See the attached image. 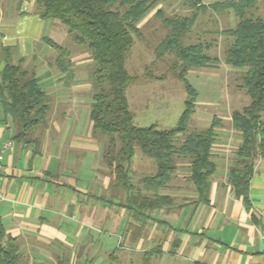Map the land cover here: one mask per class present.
<instances>
[{
    "label": "crops",
    "instance_id": "1",
    "mask_svg": "<svg viewBox=\"0 0 264 264\" xmlns=\"http://www.w3.org/2000/svg\"><path fill=\"white\" fill-rule=\"evenodd\" d=\"M34 1L0 0V73L7 57L13 62L25 57V66L34 70L50 99L49 120L36 132L37 150L34 143L12 139L14 126L0 105V145L12 143L0 161V190L5 195L0 200V220L6 232L19 239L30 264H100L97 254L101 252L138 247L142 252L161 249L152 255L159 257L158 264H167L169 258L162 257L176 255L180 248L189 250L192 264H264V158L254 162L250 202L245 205L227 182L241 137L237 133L232 146L219 126L212 147L216 170L209 203L194 202L196 192L187 182L189 171L181 174L178 168L170 187L160 191L172 197L170 205L141 212L124 206L127 192L117 187L103 161L106 137L94 135L92 122L88 123L90 100L86 115L82 110L87 101L80 92L90 95L91 83H81L72 68L57 67L56 52L44 40L50 37L43 32L46 20L36 13ZM69 72L73 74L70 79ZM229 123L234 131L231 116ZM154 163L134 154L129 169L137 178L132 177V183L138 185L140 171L154 174ZM162 223L170 226L169 238L164 247L154 246L155 233L164 231ZM94 231L107 235L102 234L105 238L100 241ZM177 231L183 236L173 237ZM108 235L117 238L114 248H106ZM124 236L132 244L137 242L136 248L124 244Z\"/></svg>",
    "mask_w": 264,
    "mask_h": 264
},
{
    "label": "trees",
    "instance_id": "2",
    "mask_svg": "<svg viewBox=\"0 0 264 264\" xmlns=\"http://www.w3.org/2000/svg\"><path fill=\"white\" fill-rule=\"evenodd\" d=\"M181 1L191 9L189 15H166L161 6L157 7L160 0L34 1L41 19L58 20L67 27L76 44L89 50L93 62L89 110L93 133L106 137L103 161L117 187L127 192V200L122 204L137 212L172 203V197L160 191L170 187L179 160H185L188 165L187 180L196 192L194 202L209 203L211 177L216 170L212 147L221 121L214 114L207 127L188 132L198 92L187 81L186 74L191 68H217L220 59L208 54L209 43H183L200 13L232 10L236 18L234 26L220 28L218 33L231 38L223 61L239 71L238 85L249 96L248 103L230 115L231 127L241 141L227 170V182L245 205L250 202L248 189L254 162L258 157L264 158V17L254 14L259 0ZM154 9L153 14L167 28L154 48L155 55L157 58L166 54L173 56L170 70L184 83L186 92L184 108L176 124L168 128L136 125L126 96L127 86L139 78L128 72L126 58L134 38L144 37L139 23ZM208 33L217 34V31ZM44 40L57 52V67L70 69L69 50L50 37ZM24 63L25 57L15 62L8 57L5 60L0 73V105L14 126L12 139L22 144L34 143L37 150L40 138L36 132L47 122L50 99L34 70ZM72 76L69 72L67 78ZM136 148L156 165L155 173L141 177L138 185L132 183L129 169ZM157 252L161 249L143 252L142 264H149V257ZM0 264H29V255L21 249L19 239L6 232L1 220Z\"/></svg>",
    "mask_w": 264,
    "mask_h": 264
},
{
    "label": "rangeland",
    "instance_id": "3",
    "mask_svg": "<svg viewBox=\"0 0 264 264\" xmlns=\"http://www.w3.org/2000/svg\"><path fill=\"white\" fill-rule=\"evenodd\" d=\"M214 1L224 0H205L207 3ZM159 6H161L166 15L184 16L191 13V9L185 6L181 0H160L157 7ZM258 6L254 14L264 17V0H259ZM154 11L155 9L150 11L139 23V26L142 27L141 29L144 37L140 39L138 37L134 38V43L126 58L125 66L128 72L130 74L139 75L138 79L132 81L127 86L126 96L129 108L134 114L133 121L136 125L147 126L155 124L158 128H168L176 124L184 108L186 92L184 83L175 77L170 70V63L173 60V56L171 54H166L161 58H157L155 55L154 48L167 32V28L162 25L161 19L153 14ZM235 21L236 18L232 10L230 12L221 13H214L208 10L205 13L199 14L195 24L183 39L184 44L197 41L209 43L207 49L208 54L220 59L217 68H191L186 74L187 81L198 92L188 132L192 130H201L207 127L212 115L215 114L218 117H222V119L220 118V121L222 120V122H220L222 129H220V131L228 134L230 140L227 143L230 142L232 146H235L238 134L236 131H232L228 128L230 125V113L234 109H238V107L240 109L242 104L248 103L249 96L238 85L239 80L237 76L239 71L226 65L223 61L224 50L227 48L231 38L219 34L218 31L220 28L232 26ZM210 30H212V32L217 31V34H209L208 32ZM43 32L44 35L52 37L53 40L69 50L70 68H72L76 74L74 77L85 85L91 83L90 73L93 69V62L89 50L83 45L76 44L68 33L67 27L58 20L47 19ZM27 68L29 69L30 65H28ZM90 88V92H87L90 93V95L85 94V92H80L82 97L85 98L84 100L87 101H85L86 104L82 108L85 115L89 108L88 101L90 100L91 102L92 86H90ZM87 119L88 123H91L89 116H87ZM47 120H49V112ZM40 129L41 127L38 131H40ZM104 141H106V138ZM137 155H141L154 163L152 158L143 155L138 148H136L135 157ZM179 161H181L178 166L179 170H181V174H184L183 171H189L186 161ZM139 174L142 177L150 173L148 171H140ZM132 177L136 179L137 175L135 174ZM187 182L189 183V181ZM135 222L138 224L139 221ZM140 223L141 221L139 225H141ZM160 225L164 231L155 233L153 242L154 246L162 245V247H164L165 239L169 238L170 226L164 223ZM94 233H96L97 238L99 236L101 237L100 241H103L105 238L101 236L102 234L107 235L106 233L101 234L97 231H94ZM180 234L181 231H177L173 234V237L183 236V234ZM190 237L192 238L191 234L189 235V238ZM116 240V237L108 235L106 243L109 245L106 248H114L116 246ZM124 240L126 241L124 244H132L128 236H124ZM124 240L122 239V241ZM136 244L137 242L132 244L133 248ZM139 244L144 247L146 246L144 242H140ZM148 246V248L153 247L150 245ZM188 254L190 253L187 248H180L176 251V255L166 254L162 259L169 258V264H192V260L188 259ZM97 259L100 264H142L143 252L139 247L138 250L132 249L126 250L125 252H101L97 254ZM158 259L159 257L150 256L149 264H158ZM30 263L29 260V264ZM66 264L79 263H73L72 261ZM90 264H93V262Z\"/></svg>",
    "mask_w": 264,
    "mask_h": 264
},
{
    "label": "built area",
    "instance_id": "4",
    "mask_svg": "<svg viewBox=\"0 0 264 264\" xmlns=\"http://www.w3.org/2000/svg\"><path fill=\"white\" fill-rule=\"evenodd\" d=\"M11 146H12L11 141H6V142H4V143H2V144L0 145V161H1V156H2V154L5 153L6 151H8V150L11 148ZM2 199H5V195H4V193L0 190V200H2Z\"/></svg>",
    "mask_w": 264,
    "mask_h": 264
}]
</instances>
